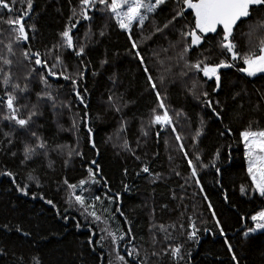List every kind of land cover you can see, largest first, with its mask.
I'll use <instances>...</instances> for the list:
<instances>
[{
    "label": "snow or ice",
    "instance_id": "1",
    "mask_svg": "<svg viewBox=\"0 0 264 264\" xmlns=\"http://www.w3.org/2000/svg\"><path fill=\"white\" fill-rule=\"evenodd\" d=\"M19 2L23 5L25 0H19ZM16 3L17 0H0V10H2L0 23L8 26L11 37L5 44L9 55H15L14 44L19 45L21 42L29 40V30L32 32L37 30L34 23H27L34 0H26L27 7L22 10L16 8ZM166 9H169L167 13ZM186 13L188 14L186 15ZM98 17L101 21L99 24H97ZM181 21L184 22L181 23ZM113 24L126 34L129 41L126 54L137 59L144 73L145 90L155 96L156 106L150 110L149 129L155 125H159L161 131L170 129L174 134L178 150L182 153L190 170V177L186 178L185 184L189 179L192 180L199 187L201 193L204 192V188L199 177L200 169L209 167L215 169L216 176L221 178L216 179L215 183L223 187V172L217 163L222 159L221 149L216 148L209 163L203 162L202 150L198 146L200 137L204 134L206 121L200 113H197L200 126L191 136V153L185 150V144L182 142L183 137L177 132L176 125L181 120L189 121L191 117L183 109H173L170 114L169 106L165 103L167 100L166 77L165 75L153 76L143 54L144 47L149 41L154 44L159 39L168 42L167 47L161 46L159 51L154 48L150 49L152 57L156 58L157 64L163 65L164 61L159 58L160 53H168L169 50L175 52V56H167V60H175L177 64H182L179 73L181 78L189 77L191 74L190 86L185 85L187 94L203 110L210 112L209 119L214 118L221 124L222 130L218 132L221 137L231 135V122L242 119L243 114L238 109L244 107V103L240 102L235 109L229 112L227 104L219 99L221 93H225V90L235 83L227 80L221 70L235 68L238 73L248 78L264 74V35H259L264 30V0H68L66 23L58 32L55 43L50 48L46 47L44 53L38 50L33 51L30 48L22 52L24 60L33 65L24 76L23 84L12 79L10 69L13 61L5 56H0V72L4 73L0 80V84L4 86L3 91L0 92V123L6 121L9 127V131H4L0 127V137H2L0 139V154L15 158L17 151H13L10 146L19 141L22 145V149L18 150L22 156L19 165L27 170L22 183L17 181L18 173L4 165H0V176L9 178L14 190L21 196L30 197L32 200L39 199L49 206L53 210L54 216L64 222L65 228L70 222L77 231H80L82 227H87L89 231L87 243L93 251H95V245L103 247L102 241L106 238L102 235L94 242L93 238L97 233L93 230V225L99 229L100 233H105L107 238H111L112 245H118L126 237L136 238L132 234L131 227L126 231L117 228L116 232L109 228V222H115L117 214L124 217V224H131L125 212L121 210V193L119 191L112 192L108 180L101 175L100 165L96 160H92L90 161L92 166L87 167L86 179H80L77 183H69L66 178L62 180V184L66 187L64 200L66 206L60 208L53 199L48 198L43 192L44 184L37 174L38 168L36 166L29 167V165L33 164L35 158L43 157L48 161L46 167L52 169L54 162L49 159L50 151H55L58 155H66L67 158L63 161L65 167L74 156H83L79 150V137L75 147L68 148V146L60 144L53 147L41 132L44 125L38 121L44 116L45 108L52 110L54 119L62 114L56 111L58 107L71 111L70 102L60 98V89L53 88L52 78H62L70 82L74 99L83 107L81 111L72 113L71 125L68 130L79 133V125L82 123L86 129L87 143L91 145L92 149H96L97 145L93 140V128L90 126L92 117L89 114V103L86 99L88 90L86 87L81 88L79 83L84 79L86 71L89 68H94L93 76L108 72V80L112 87L107 90V99L103 101L106 111L112 110L121 113L129 104L135 103L134 100L125 99L123 93L115 90L120 84L118 53H114L110 57L105 52L98 60V67L94 66L89 58V50L103 43L102 38L109 34ZM178 24L180 27H177ZM78 25H85L83 37L79 35ZM241 26H247L248 31L241 32ZM173 33L176 38L169 39ZM237 34L248 37L249 41L254 34H257L259 35L258 43L247 51L241 52L237 43ZM205 44L208 46L205 47ZM213 48L218 49L221 53L218 62H209L214 55ZM177 49L179 50L177 51ZM198 49L201 51L197 52L195 59H191V52ZM62 52H66L69 57H74L77 60V69L74 74L68 73L66 57L62 55ZM48 55H51V63L44 58ZM5 66H7V71ZM58 66L59 71L57 70ZM164 71L171 74V66L165 68ZM201 73L202 77L207 80H203L199 76ZM208 81H212V84L205 88L204 84ZM169 82L173 83L174 81ZM241 91L233 90L230 97L226 94V100H237ZM244 94L247 95L246 92ZM32 95L35 96L34 101L31 99ZM260 102H264V92L260 93V101L252 105L251 111H261ZM95 118L101 119L102 117L97 114ZM226 121L229 123L226 124ZM126 124L127 121L121 117L118 133L126 130ZM254 124H257L255 129L253 128ZM58 126L61 130H65L62 125ZM140 131L144 137L149 134L143 125ZM161 131L156 132L157 137L160 136ZM239 138L243 143V154L247 162V177L251 182L250 187L241 184L239 193L241 196L256 195L264 199V128L258 126L256 117L249 118L247 126L239 132ZM165 147H168L167 140H165ZM227 147L230 149L231 145L229 144ZM122 148L132 153L137 160L140 159L135 155V150L129 146L127 139L123 140ZM65 149H67L66 152ZM230 161L231 153L229 152L226 162ZM141 173L148 174L150 183H155L156 180L163 178L161 173L151 172L147 163L142 164L137 175ZM127 174L128 170L124 169V175ZM175 174L180 175L179 172H175ZM98 185L104 189L102 194L93 191V188ZM33 186L36 191L32 190ZM183 187L184 185H181V188ZM123 190L129 191V185L124 184ZM172 199H176L175 193H172ZM203 199L207 201L206 208L215 231L207 227L198 228L192 218L188 217L186 229L183 222L179 224L180 235L184 238L183 242H173L176 238L170 229H175L176 223L158 224L155 222L154 216L150 214L149 233L153 250L150 253L145 251V255L141 257L139 250L133 246L131 249L126 248L127 255L134 261H138V264H148L150 256L159 259L164 255L169 256L173 264H181V262L190 264L191 249L188 248V245H198L200 232L203 231L213 237L218 234L223 238L231 261L234 264H239L238 256L232 243L229 242L215 206L207 195H204ZM223 199L225 203L229 202L226 192L223 194ZM162 207L166 208L167 205H162ZM245 219L246 217L241 215L240 220L243 222ZM247 219L251 221V226H246V230L243 231L245 239L258 231L264 233V207ZM81 220H83V224ZM201 223H205V221H201ZM100 225L104 226L100 227ZM0 228L7 232L15 231L23 237L32 235L19 222L3 223L0 224ZM158 234H162V240L157 239ZM141 239L143 238L141 237ZM129 243H131L130 240ZM159 243H163L165 246L157 252L155 246ZM3 253L4 249L0 248V254ZM13 255L15 264H43L39 253ZM115 259L118 264H129L125 257L118 252ZM109 264H113V262L109 260Z\"/></svg>",
    "mask_w": 264,
    "mask_h": 264
},
{
    "label": "trees",
    "instance_id": "2",
    "mask_svg": "<svg viewBox=\"0 0 264 264\" xmlns=\"http://www.w3.org/2000/svg\"><path fill=\"white\" fill-rule=\"evenodd\" d=\"M26 7V0L23 5L17 0V9L22 10ZM168 11L169 9L165 10L166 13ZM67 15L68 0H34L27 23H34L37 30L35 32L29 30L27 42L13 45L15 55H9L5 48V44L9 42L11 37L8 26L0 23V41H2L0 43V56H5L13 61L10 70L14 81L23 84L24 76L33 66L29 61L24 60L22 52L30 48L33 51L38 50L44 53L46 47L50 48L55 43L58 32L66 23ZM100 22L98 17L97 24ZM183 22L181 21V23ZM177 27L180 25L178 24ZM78 28L79 35L83 37L85 25H78ZM240 31L246 33L248 31L247 26H241ZM259 35H264V30ZM259 35L254 34L249 41L248 37L237 34L239 50L244 52L255 46L258 43ZM175 38V33L169 36V39ZM102 40L103 43L89 50V58L93 65L98 67V60L105 52L110 57L112 54L118 53L117 64L120 69V84L115 90L123 93L125 99L134 100L135 103L129 104L121 113L112 110L106 111V105L103 101L107 99V90L112 87L108 80V72L93 76L94 68H89L86 71L84 79L79 83L81 88L86 87L88 90L86 99L89 103V114L92 117L90 126L93 128V140L97 145L96 149H92L91 145L87 143L86 129L82 123L79 125V133L68 130L71 125L72 113L81 111L83 107L74 99L70 82L62 78H52L53 88L60 89V98L70 102L71 111L67 108L60 109L58 107L56 111L62 114L54 119L52 110L45 108L44 116L38 121L44 125L41 132L53 147L56 144L66 145L68 148L75 147L79 137V150L83 156H74L65 167L63 161L67 158L66 155H58L57 152L50 151L49 159L54 162L52 169L46 167L48 161L44 160L43 157L35 158L29 167L36 166L38 168L37 174L44 184L43 192L48 198L53 199L58 207L63 208L66 206L64 204L66 187L62 184V180L66 178L69 183H77L80 179H86L87 167L92 166L90 161L96 160L100 165L101 175L108 180L112 192L119 191L121 193V210L131 221L130 225H126L123 223L124 217L117 214L116 221L109 222L110 230L116 232L119 228L126 231L131 227L132 234L136 238L126 237L118 245H112L111 238H107L105 233H100L99 229L93 225V230L97 233L93 238L94 242L100 239L102 235L106 236L102 241L103 247L95 245V251H93L87 243L89 236L87 227H82L80 231H77L70 222L65 228L64 222L54 216V212L49 206L39 199L32 200L30 197L21 196L14 190L9 178L0 176V224L19 222L32 233L29 237H23L15 231L7 232L0 228V248L4 249V253L0 254V264H15L13 254L28 255L30 252L39 253L43 264H109V260L113 264H118L115 259L117 252L124 256L129 264H138V261H134L132 257L127 255L126 248L131 249L135 246L141 257L145 255V251L150 253L153 250L149 233L150 214L154 216L155 222L158 224L176 223L177 227L170 229L176 238L173 242H183L184 238L180 235L179 224L183 222L186 229L188 217L192 218L198 228L207 227L215 231L206 208L207 201L203 199L204 195H207L215 206L229 242L232 243L238 256L239 264H264V233L250 234L248 239L243 237V231L246 230V226L250 225V220L247 217L264 207V200L256 195L248 197L241 196L239 193L241 184L249 187L251 184L247 177L243 143L239 138V132L247 126L251 117H256L258 126L264 128V102H260L261 111H251L252 105L260 101V93L264 92V74L248 78L238 73L235 68L221 70L227 80L235 83L228 87L225 93H221L219 99L227 104L229 112L235 109L238 103H244V107L238 109L243 114L242 119L231 122V135L221 137L218 135V132L222 130L221 124L214 118L209 119L210 112L203 110L187 94L185 85L190 86L191 74L189 77L181 78L179 73L182 64H177L175 60H167L166 57L175 56V52L169 50L168 53H160L159 58L164 61L163 65L157 64L156 58L152 57L150 49L154 48L159 51L161 46L167 47L168 42L163 39H159L155 44L149 41L144 47L143 54L153 76L165 75L166 77L167 100L165 103L169 106L170 114L173 109H183L191 117L189 121L181 120L176 125L177 132L183 137L182 142L185 144V150L191 153V136L195 129L200 126L197 113H200L206 121L204 134L200 137L198 146L202 150L203 162L209 163L216 148L221 149L222 159L217 163L222 168L223 187L215 183L216 179H221L216 176L215 169L210 167L200 169L199 177L204 188V192L201 193L199 187L192 180L189 179L188 183L185 184L186 178L190 177V170L182 153L178 150L174 134L171 133L170 129L161 131L159 125L149 129L150 110L156 106V100L154 94L145 90L144 73L137 59L126 54V49L129 47L126 34L113 24L109 34ZM207 46L205 44V47ZM198 51L201 50L192 51L190 58L195 59ZM213 53L214 55L209 62H218L221 53L216 48H213ZM62 55L66 57L65 63L68 67V73L74 74L77 69V60L74 57H69L66 52H62ZM44 58L48 59L50 63L52 62L51 55ZM169 66H171V74L164 71ZM5 70H8L7 66H5ZM57 70H60L59 66ZM3 75L4 73L0 72V80H2ZM199 76L203 80H207V78L202 77V73ZM169 81L174 82L170 83ZM211 84L212 81H208L204 87L208 88ZM3 87L0 84V92L3 91ZM242 89L243 91H241ZM233 90L241 91L240 97L237 100H226V94L230 97ZM245 92L247 95L244 94ZM31 99L34 101L35 96L32 95ZM97 114L102 118L96 119ZM121 117L127 121L126 130L118 133ZM225 123L227 124L229 121ZM58 125H62L65 130H61ZM142 125L149 133L147 137L141 135ZM0 127L4 131H9L6 121L0 123ZM256 127L257 124H254L253 128ZM157 131H161L159 137L156 136ZM124 139L128 140L129 146L135 150V155L140 157L139 160L132 153L122 148ZM165 140L168 141L167 148L165 147ZM229 144L231 145L230 149L227 147ZM10 147L13 151H17V156L12 158L9 155L0 154V165L7 166L17 172V181L22 183L27 171L19 165L22 156L18 150L22 149V145L16 141ZM66 151L67 149H65ZM229 152L231 153V161L226 162ZM143 163L148 164L151 172L161 173L163 178L156 180L155 183H150L148 174L137 175ZM124 169L128 170L127 175H124ZM175 172H179L180 175L177 176ZM124 184L129 185V191L123 190ZM181 185L184 187L181 188ZM32 190L36 191L34 186ZM93 191L102 194L104 189L98 185L93 188ZM225 192L229 196L228 203H225L223 199ZM172 193H175L176 199H172ZM162 205H167V207H162ZM241 215L246 217L243 222L240 220ZM201 221H205V223H201ZM81 223H84L83 220ZM103 226L100 225V227ZM117 235H119L118 232ZM157 239L162 240V234H158ZM164 246L163 243H159L155 246V250L159 252ZM188 248L191 249L190 264H234L223 243V238L218 234L213 237V235L201 231L199 244L188 245ZM113 249L115 250L113 251ZM148 264H173V262L167 255L161 256L159 259L150 256Z\"/></svg>",
    "mask_w": 264,
    "mask_h": 264
},
{
    "label": "rangeland",
    "instance_id": "3",
    "mask_svg": "<svg viewBox=\"0 0 264 264\" xmlns=\"http://www.w3.org/2000/svg\"><path fill=\"white\" fill-rule=\"evenodd\" d=\"M245 164H246V169H247V162H246V159H245ZM264 200V199H263ZM251 226V221H250V225ZM259 232V231H258Z\"/></svg>",
    "mask_w": 264,
    "mask_h": 264
},
{
    "label": "water",
    "instance_id": "4",
    "mask_svg": "<svg viewBox=\"0 0 264 264\" xmlns=\"http://www.w3.org/2000/svg\"><path fill=\"white\" fill-rule=\"evenodd\" d=\"M189 12H190V10H189Z\"/></svg>",
    "mask_w": 264,
    "mask_h": 264
}]
</instances>
